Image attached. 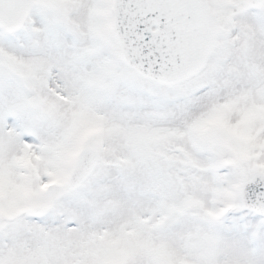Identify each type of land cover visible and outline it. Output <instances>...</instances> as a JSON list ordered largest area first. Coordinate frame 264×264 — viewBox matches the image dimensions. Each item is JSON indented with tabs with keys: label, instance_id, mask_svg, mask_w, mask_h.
Returning <instances> with one entry per match:
<instances>
[{
	"label": "snow or ice",
	"instance_id": "obj_1",
	"mask_svg": "<svg viewBox=\"0 0 264 264\" xmlns=\"http://www.w3.org/2000/svg\"><path fill=\"white\" fill-rule=\"evenodd\" d=\"M0 264H264V0H0Z\"/></svg>",
	"mask_w": 264,
	"mask_h": 264
}]
</instances>
